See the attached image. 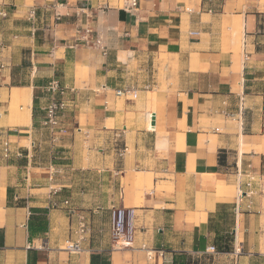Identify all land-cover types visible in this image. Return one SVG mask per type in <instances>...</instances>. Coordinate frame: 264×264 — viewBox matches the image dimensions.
I'll use <instances>...</instances> for the list:
<instances>
[{
  "label": "crops",
  "instance_id": "1",
  "mask_svg": "<svg viewBox=\"0 0 264 264\" xmlns=\"http://www.w3.org/2000/svg\"><path fill=\"white\" fill-rule=\"evenodd\" d=\"M0 107V264H264V0H0Z\"/></svg>",
  "mask_w": 264,
  "mask_h": 264
},
{
  "label": "built area",
  "instance_id": "2",
  "mask_svg": "<svg viewBox=\"0 0 264 264\" xmlns=\"http://www.w3.org/2000/svg\"><path fill=\"white\" fill-rule=\"evenodd\" d=\"M124 8L134 9L137 6V0H123ZM195 33V32H192ZM99 40L96 43L99 44ZM47 91L49 92V99L43 108L42 123L47 127L52 134L61 132L59 125V118L62 112L69 106L70 98L66 96V88L60 86L56 79L50 81ZM121 94V91H117ZM2 113L0 107V115ZM11 156H23L20 149L11 151L8 147V141H4L1 157L7 159ZM110 211V229L109 235L112 244L115 247H125L131 245L136 234V216L135 208L125 205L112 206ZM89 232V225L82 217L78 219L77 226L73 231L74 238L68 237L63 242V249L74 254L82 252V241L85 239L86 234ZM207 251L212 254L217 253L215 246L210 245Z\"/></svg>",
  "mask_w": 264,
  "mask_h": 264
},
{
  "label": "rangeland",
  "instance_id": "3",
  "mask_svg": "<svg viewBox=\"0 0 264 264\" xmlns=\"http://www.w3.org/2000/svg\"><path fill=\"white\" fill-rule=\"evenodd\" d=\"M21 104H25V102H23L22 100L21 101H16V100H11V103H10V109L12 110V111H15L16 110V112H18V113H20L22 116H24V112H25V108L24 109H22V110H20L19 109V106L21 105ZM3 112V111H2ZM23 113V114H22ZM212 263V259L211 258H208V257H205V258H203V263L202 264H211Z\"/></svg>",
  "mask_w": 264,
  "mask_h": 264
},
{
  "label": "trees",
  "instance_id": "4",
  "mask_svg": "<svg viewBox=\"0 0 264 264\" xmlns=\"http://www.w3.org/2000/svg\"><path fill=\"white\" fill-rule=\"evenodd\" d=\"M224 251H227V250H224ZM92 264H95V263H99L98 261H96V259H94V257H92V261H91ZM100 264H105L103 261L100 262ZM183 264H185V262H183Z\"/></svg>",
  "mask_w": 264,
  "mask_h": 264
},
{
  "label": "bare ground",
  "instance_id": "5",
  "mask_svg": "<svg viewBox=\"0 0 264 264\" xmlns=\"http://www.w3.org/2000/svg\"><path fill=\"white\" fill-rule=\"evenodd\" d=\"M15 97V96H14ZM15 98H17V97H15ZM18 99V98H17ZM16 111V110H15ZM15 114V113H14ZM23 114V113H22ZM15 118V117H14ZM24 118V117H23ZM18 121V120H17ZM140 179H141V177H140Z\"/></svg>",
  "mask_w": 264,
  "mask_h": 264
}]
</instances>
